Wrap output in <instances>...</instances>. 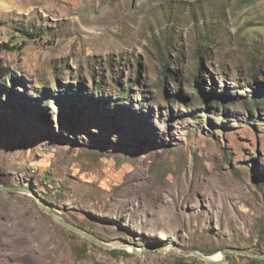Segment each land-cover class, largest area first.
<instances>
[{
  "label": "rangeland",
  "instance_id": "374dc122",
  "mask_svg": "<svg viewBox=\"0 0 264 264\" xmlns=\"http://www.w3.org/2000/svg\"><path fill=\"white\" fill-rule=\"evenodd\" d=\"M3 42L0 264L264 255V0H0Z\"/></svg>",
  "mask_w": 264,
  "mask_h": 264
},
{
  "label": "water",
  "instance_id": "95a60500",
  "mask_svg": "<svg viewBox=\"0 0 264 264\" xmlns=\"http://www.w3.org/2000/svg\"><path fill=\"white\" fill-rule=\"evenodd\" d=\"M0 189L4 190V191H25L22 189L5 187L1 184H0ZM39 204L47 213H49L52 217H54L56 220H58L61 224H63L68 229L75 231V232H78V233L82 234L83 236L89 238L90 240L94 241L95 243H98V244H100L106 248L111 249V248L115 247L113 245H108L106 243H103V242L93 238L92 236L88 235L87 233H85L81 229L71 225L70 223L66 222L65 220L61 219L60 217L54 215L43 202L39 201ZM133 251H135L136 253H139V254H144L148 251V249L140 250L137 247H133ZM228 253L247 255V256H250L252 258H264V255H260V254L253 253V252H250L247 250L236 249V248H224V249H222L220 251V257L219 258H213L212 256H206V255L198 253V252H193L194 255H196L200 259L204 260L207 264H222V263H224L226 261Z\"/></svg>",
  "mask_w": 264,
  "mask_h": 264
},
{
  "label": "trees",
  "instance_id": "16d2710c",
  "mask_svg": "<svg viewBox=\"0 0 264 264\" xmlns=\"http://www.w3.org/2000/svg\"><path fill=\"white\" fill-rule=\"evenodd\" d=\"M21 30L25 34V35H22V37H21V42H22L23 45L25 44V42H26L25 38H27V37L28 38H35V37L39 38L40 37V29L35 28L34 31H32L31 27L27 26L25 29H21ZM0 47H1V49H10V50L15 49V47H13V46L11 47V46H9L8 43H4V42L0 43ZM201 51H202V49L200 48L198 50L199 55H202ZM162 73H163L164 77L167 76V68L166 67L163 68ZM11 75H12V71H11V69L9 67L0 66V77L1 78H8L9 79L11 77ZM132 85H133V83H132ZM195 88L197 90H199V92H201V89L198 86H196ZM253 96H255V94H253ZM256 100H257V98H256ZM252 108L253 109H258L259 107L258 106H253Z\"/></svg>",
  "mask_w": 264,
  "mask_h": 264
},
{
  "label": "bare ground",
  "instance_id": "6f19581e",
  "mask_svg": "<svg viewBox=\"0 0 264 264\" xmlns=\"http://www.w3.org/2000/svg\"><path fill=\"white\" fill-rule=\"evenodd\" d=\"M212 257L213 258H219L220 257V253L214 254Z\"/></svg>",
  "mask_w": 264,
  "mask_h": 264
}]
</instances>
